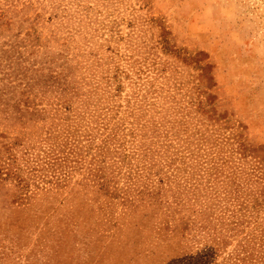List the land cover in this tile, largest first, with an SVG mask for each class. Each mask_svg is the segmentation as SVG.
I'll return each instance as SVG.
<instances>
[{
  "label": "rangeland",
  "instance_id": "obj_1",
  "mask_svg": "<svg viewBox=\"0 0 264 264\" xmlns=\"http://www.w3.org/2000/svg\"><path fill=\"white\" fill-rule=\"evenodd\" d=\"M163 223L264 264V0H0V264H150Z\"/></svg>",
  "mask_w": 264,
  "mask_h": 264
},
{
  "label": "crops",
  "instance_id": "obj_2",
  "mask_svg": "<svg viewBox=\"0 0 264 264\" xmlns=\"http://www.w3.org/2000/svg\"><path fill=\"white\" fill-rule=\"evenodd\" d=\"M138 204L132 203V204H123L122 208L125 210L126 208H136ZM118 220L116 222V226L119 224ZM158 235L153 238V240L149 241L146 244V247H144L141 251L143 253L140 255L143 259H150L153 262L150 264H204L205 259L202 262H199V260L203 257H205L203 254H199V251H188V250H182L181 253H170V248L172 246V240H171V230L163 223L161 225V228L158 229ZM115 237V233L112 236V239ZM113 241V240H112ZM123 249L127 250L126 247ZM130 250L136 251L137 246L136 244H133L130 247ZM159 251H161L160 254H157ZM130 264H142V260H136L135 258H131L129 260ZM208 264H213V260L210 259Z\"/></svg>",
  "mask_w": 264,
  "mask_h": 264
}]
</instances>
